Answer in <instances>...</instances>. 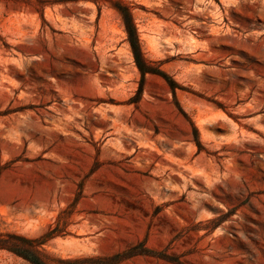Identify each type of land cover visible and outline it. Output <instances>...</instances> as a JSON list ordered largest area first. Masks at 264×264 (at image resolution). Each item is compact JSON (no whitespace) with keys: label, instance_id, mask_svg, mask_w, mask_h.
I'll return each instance as SVG.
<instances>
[{"label":"rangeland","instance_id":"1","mask_svg":"<svg viewBox=\"0 0 264 264\" xmlns=\"http://www.w3.org/2000/svg\"><path fill=\"white\" fill-rule=\"evenodd\" d=\"M169 141L224 182L159 190ZM0 234H51L45 264H264V0H0Z\"/></svg>","mask_w":264,"mask_h":264},{"label":"bare ground","instance_id":"2","mask_svg":"<svg viewBox=\"0 0 264 264\" xmlns=\"http://www.w3.org/2000/svg\"><path fill=\"white\" fill-rule=\"evenodd\" d=\"M235 126L237 129L232 131L233 135L227 142L225 141L228 143V146L233 147V145H235L242 147L245 142L255 140L253 135L246 134L243 127L237 124ZM146 136L148 137V135ZM217 145L222 146L221 142H218ZM165 146L168 149V157L166 159H162L161 161L163 177H159L160 180L154 181L153 183L159 190L163 187L168 189L170 192H174L189 186H194L197 189L203 187L206 189H212L214 187L217 188L218 185L220 186V184L224 182L223 178H225V175L222 176L218 173L211 176L210 174H206L204 170L200 169L199 166H201V163H191L189 155L185 154L184 145L180 144V142L174 143L169 141L165 143Z\"/></svg>","mask_w":264,"mask_h":264},{"label":"trees","instance_id":"3","mask_svg":"<svg viewBox=\"0 0 264 264\" xmlns=\"http://www.w3.org/2000/svg\"><path fill=\"white\" fill-rule=\"evenodd\" d=\"M114 8L121 18L122 27L126 33L127 42L133 54L134 61L143 74L148 69L144 66L138 32L133 20L131 8L121 2H117ZM49 236H51V234L37 239H29L16 234H0V250L11 252L28 261L30 264H45L40 259L38 247L43 244Z\"/></svg>","mask_w":264,"mask_h":264}]
</instances>
